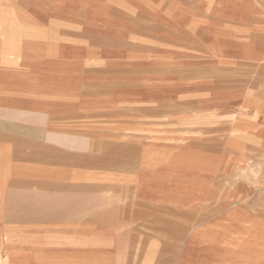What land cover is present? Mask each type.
I'll return each mask as SVG.
<instances>
[{
  "label": "crops",
  "instance_id": "0c3cea01",
  "mask_svg": "<svg viewBox=\"0 0 264 264\" xmlns=\"http://www.w3.org/2000/svg\"><path fill=\"white\" fill-rule=\"evenodd\" d=\"M156 1L232 25L261 13L257 0H0V264H264L254 188L224 184L225 98L239 97L224 66L239 53L217 52L215 76L158 58L129 82L112 43L97 47L120 27L115 4L139 16ZM176 8L166 33L186 34ZM203 122L217 126L191 128Z\"/></svg>",
  "mask_w": 264,
  "mask_h": 264
},
{
  "label": "rangeland",
  "instance_id": "374dc122",
  "mask_svg": "<svg viewBox=\"0 0 264 264\" xmlns=\"http://www.w3.org/2000/svg\"><path fill=\"white\" fill-rule=\"evenodd\" d=\"M257 1L255 5L261 12L258 13L260 16L243 20V22H239L241 25L236 23H233L236 25H232V21L226 18V12L223 13L225 18L220 20L216 18L214 12L210 14L209 9L208 11L206 9L203 14L204 9H200L195 3L149 2L148 5L151 8L149 12L141 10L139 5V16H137V12L131 10L128 4H115L114 11H112L114 15L118 14L124 17L116 20V17H113L115 21L112 25L120 27L112 29L109 36L111 40H106L108 35L102 33H97L95 37L97 47L103 48L111 42L115 50L110 56L129 63L111 67L112 71H117V74L130 80L129 82L136 81L139 75H144L147 70L154 68L156 63L153 60L158 58L167 62L169 60H188L192 65L193 76L199 74L215 76L220 73L216 63L213 62L218 59L217 52L223 49V53H225L232 47L235 53H239L235 65L224 66V79L225 81L229 80V82H225V90H229L233 84L239 91L237 99L225 98V108L230 109L231 106H234L236 112L234 115L228 116L229 119L225 117L223 123L225 172H232L230 176L235 177H231L232 179L224 177V184L225 187H231L235 181H238L239 187H244L247 183L252 189L254 188L249 196L251 198L249 201L256 204L254 214L257 219H264V0ZM130 5L133 6L131 3ZM169 5H171L170 10L173 9V6L177 7L176 12L180 17L176 19V26L191 27L188 33H166L167 29L173 26L163 18L164 14L169 11L167 9ZM187 5L190 7L191 20L182 17V9ZM223 5L226 7L230 4L223 2ZM240 5L247 6L246 3ZM206 14L211 17H207ZM231 26L239 29H236L239 32L238 35L231 33L229 29ZM223 27L224 31H221ZM120 30L127 31V33ZM172 30L176 29L172 28ZM216 30L222 34L218 35ZM234 35L239 40V42L237 41L238 47L237 43L234 46L231 42V37ZM242 50H253V58L248 60L243 58ZM103 53V51L98 52L97 57H101ZM167 62H162L159 65L168 64ZM98 69L100 68L97 67ZM134 92L139 93V89H135ZM231 101L233 103H229ZM127 117L134 119L135 116ZM95 118L96 121H99L104 116L97 115ZM216 126L217 124L214 122H203L194 124L191 128L207 131L215 129ZM177 127L184 128L182 124ZM226 139L237 140V142L239 140V145L228 146ZM237 173L241 176L240 179L236 177Z\"/></svg>",
  "mask_w": 264,
  "mask_h": 264
}]
</instances>
